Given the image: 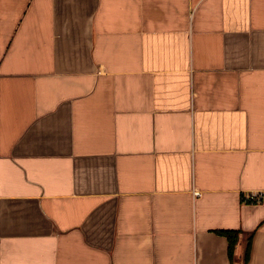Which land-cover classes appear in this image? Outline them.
<instances>
[{
    "label": "crops",
    "instance_id": "0c3cea01",
    "mask_svg": "<svg viewBox=\"0 0 264 264\" xmlns=\"http://www.w3.org/2000/svg\"><path fill=\"white\" fill-rule=\"evenodd\" d=\"M253 191L264 0H0V264H264Z\"/></svg>",
    "mask_w": 264,
    "mask_h": 264
},
{
    "label": "trees",
    "instance_id": "16d2710c",
    "mask_svg": "<svg viewBox=\"0 0 264 264\" xmlns=\"http://www.w3.org/2000/svg\"><path fill=\"white\" fill-rule=\"evenodd\" d=\"M223 233L228 237V240H229V254L231 257L234 256V252H235V248H236V245H237V242H238V236H239V233L236 232V231H232V230H229V231H223ZM251 244H252V238L250 237L248 239V242H247V245H246V251H245V260L246 262L248 261V256L250 254V250H251Z\"/></svg>",
    "mask_w": 264,
    "mask_h": 264
},
{
    "label": "built area",
    "instance_id": "2783aa9c",
    "mask_svg": "<svg viewBox=\"0 0 264 264\" xmlns=\"http://www.w3.org/2000/svg\"><path fill=\"white\" fill-rule=\"evenodd\" d=\"M245 199L260 202L264 199V191L250 192Z\"/></svg>",
    "mask_w": 264,
    "mask_h": 264
}]
</instances>
